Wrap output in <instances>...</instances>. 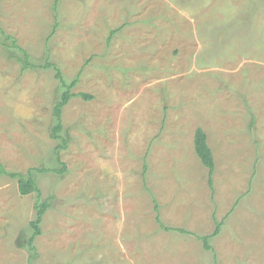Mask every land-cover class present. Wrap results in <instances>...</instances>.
I'll list each match as a JSON object with an SVG mask.
<instances>
[{
  "label": "rangeland",
  "instance_id": "obj_1",
  "mask_svg": "<svg viewBox=\"0 0 264 264\" xmlns=\"http://www.w3.org/2000/svg\"><path fill=\"white\" fill-rule=\"evenodd\" d=\"M0 165V264H264V0H0Z\"/></svg>",
  "mask_w": 264,
  "mask_h": 264
},
{
  "label": "trees",
  "instance_id": "obj_2",
  "mask_svg": "<svg viewBox=\"0 0 264 264\" xmlns=\"http://www.w3.org/2000/svg\"><path fill=\"white\" fill-rule=\"evenodd\" d=\"M22 50L23 53V58L22 61L24 63H27V58L28 55L25 52V50H23L22 48H20ZM48 65V64H46ZM56 73L55 76L56 78L59 79L60 83H61V87L63 88L62 93L60 94V99L55 103L54 107H53V111H54V115L56 117V123L54 124V126L52 127V132H51V136L53 138L57 137L58 132L61 129V112H62V108L63 106L69 101V99L71 97L74 96H81L84 99H89L91 96L89 94L83 93V92H77V93H73L71 91V85L67 84L64 79L62 78L61 72L58 68H55ZM193 147H194V151L196 153V155L198 156V158L200 159L202 165L204 167L208 168V183L210 185V187L212 186V175L211 173L214 170V159H213V155L211 152L210 147L207 144V140H206V134L204 132V130L201 127H197L194 130V134H193ZM61 163V162H60ZM0 170H1V165H0ZM12 176L17 177L16 178V182H18V190L19 193L21 195H26L30 192H36L39 193V188L37 187L36 183L32 180L31 175L24 177L22 174L19 173H13ZM48 207V203L47 201H40L34 204V208L36 209V217L34 219V221H32L30 223V225L33 228V232L31 234V236L28 239V244H29V248L31 250H34V245H31V242L33 241L34 237L37 236L40 233V227H39V223L41 222L42 216L46 210V208ZM155 209L158 210V203L156 201L155 203ZM157 220L158 223L160 224L159 226L161 228L164 229H171L170 227L166 226L165 224H163L160 219L159 216L157 215ZM161 222V223H160ZM222 222L221 221H217L216 222V226L214 231L212 232V234L209 235H202V236H197L196 234H193L192 232L185 230L183 228H175V230L183 232V233H190L195 235L197 238H199L202 243H203V247L211 250L212 247L209 245L208 243V237L213 236L214 234H217L219 232L220 226H221Z\"/></svg>",
  "mask_w": 264,
  "mask_h": 264
}]
</instances>
